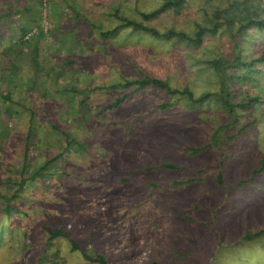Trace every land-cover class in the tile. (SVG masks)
Masks as SVG:
<instances>
[{
    "label": "rangeland",
    "instance_id": "374dc122",
    "mask_svg": "<svg viewBox=\"0 0 264 264\" xmlns=\"http://www.w3.org/2000/svg\"><path fill=\"white\" fill-rule=\"evenodd\" d=\"M34 1L0 0V33L6 29L8 42L19 40L17 22L34 23ZM161 1L114 0L135 20L137 10ZM173 1L142 21L187 34H194L197 24H218L199 40L176 32L158 36L129 25L102 36L100 27L114 20L104 15L98 25L99 17L93 24L81 19L80 34H69L71 49L59 51L53 47L49 17L48 34L37 47L48 79L42 72L28 86L26 57L12 83L0 81L1 90L9 88L20 102L19 121L5 124L0 134V264H36L45 253L44 264L51 259L97 264L81 251L103 257L106 264H264V26L246 20L264 16V0ZM26 6H31L28 11ZM5 45L4 38L0 46ZM223 55L231 57L226 68L238 58L243 62L232 68L223 89L231 97V113L204 61ZM4 63L0 55V67ZM145 75L163 78L174 90L152 82L133 89L132 81ZM39 81L48 89L46 97ZM123 93L126 97L116 105L105 107ZM163 100L169 102L158 105ZM246 119L249 123L233 137H224ZM57 152L58 158L34 172ZM25 156L29 164L23 167ZM160 158L184 166L155 167L143 178L170 181L200 167V180L176 186L177 192L154 186L147 196L128 187L127 177L138 181L129 169L147 159L157 164ZM19 170L32 178L18 186ZM5 203L14 209L7 210ZM44 224L69 237L58 236L45 247ZM69 239L76 248L70 249Z\"/></svg>",
    "mask_w": 264,
    "mask_h": 264
},
{
    "label": "trees",
    "instance_id": "16d2710c",
    "mask_svg": "<svg viewBox=\"0 0 264 264\" xmlns=\"http://www.w3.org/2000/svg\"><path fill=\"white\" fill-rule=\"evenodd\" d=\"M172 0H162L158 5L146 9V10H137V13L139 15V18H137L136 20L133 18H128L126 16H124L123 14L120 13H116L115 11L113 12L114 16H116V18L118 19V25H129L131 26L132 29L134 30H138V29H142V30H146L154 35H158V36H166L168 34H171L173 32H176L179 35H186L188 36V38H190L191 40H199L201 33L203 31L206 30H214L216 25L218 24V21H214L211 24H197L198 30L193 34H187L186 32H182L180 30L176 31V30H159L157 28H155L154 26L144 23L142 20L144 18H147L148 16L154 15L157 12L163 10L164 8L168 7L169 4H173L171 2ZM176 2H180V0H175ZM173 1V2H175ZM35 4L36 0H35ZM7 10L5 11V14H9L11 9H9V6H6ZM37 7V5H36ZM23 10H26V7H23ZM38 18V15H37ZM36 18V19H37ZM36 19H32L34 24L37 22ZM248 23L250 24H255V25H262L264 26V16H259L256 18H247L246 19ZM25 26H23L21 28L22 32L20 34L19 40L16 42H9L4 49L2 50V54L3 55H8L6 56L5 59V63L0 67V81L1 80H5L9 83H12L14 77L16 76V73L22 69L21 65L25 64L24 62H26V57L28 58V62H26L28 64V73H26V78L29 79V83L27 84L28 86H33L36 84L37 82V75H40L42 72H45V77L48 79L49 77V73L47 70H45V66L43 65L44 61L43 59L40 58L39 53L37 52L38 49V45L40 44L38 41H40V38L43 36L42 32L39 31L38 34L36 35H31L27 38H23L24 33L26 32L25 30ZM115 28V27H114ZM113 29H106L104 30L102 33L103 34H108L110 32H112ZM235 45V43H234ZM238 44H236L237 46ZM236 51V49H235ZM234 51V53H235ZM231 53V57H235L236 53ZM234 55V56H232ZM231 57H224L220 56V58L217 57H207L204 59V61L206 62L207 66L211 67L212 70L216 71V76H217V80H218V89H216L217 95L219 96V98L221 99L222 103H224L225 105H230L231 102L228 103V96L227 94L223 93V89H224V85H226V81L225 78L230 77L229 75L232 74L231 70L234 71L232 68H234V66L237 65H242L243 62L242 60H240V58H238V60L234 63H228L227 68L225 67V65L227 64L226 62H228ZM223 61L224 64L222 63ZM231 61V60H230ZM226 63V64H225ZM232 65V66H231ZM238 71V70H237ZM241 74L243 73V70L240 71ZM19 74H21V71H19ZM20 77V76H19ZM135 85L133 89H138L139 87H141L142 85L146 84L147 82H152L154 84L157 85H162L165 86L168 91H172L174 90V87H171L166 80H164L161 77L155 76V75H145V76H141L140 78L134 79L132 81ZM39 83L41 84V87L38 88V90H41V95L42 98L43 96L46 97L48 95L47 93V87L45 85H43V81H39ZM39 84V85H40ZM11 90L9 88H7L5 91H2L0 88V134L2 133L3 129L6 130L4 128L5 124H8L10 127L15 125L17 123V121H19L16 117L19 116V110L17 108V106H19L20 102L19 99L17 98H13L10 95ZM207 91H203L201 92L197 97H200L201 95L205 94ZM127 94L123 93L119 96H116L113 100H111L110 102H107L105 107L109 108L112 107L114 105H116V103H118L120 100H122L124 97H126ZM190 95V94H187ZM169 101L168 100H163L160 101L158 103V105H165L167 104ZM32 113L33 111H30L29 114L27 115V124H26V130H25V135H24V140H23V147L25 148V152L28 149V139L31 138V131H32V126H31V117H32ZM17 120V121H16ZM249 123V120L246 119L243 121L242 125H246ZM7 131H10V129H8ZM70 143V140H66V144ZM65 147V146H64ZM26 155V153H25ZM61 155V152H57L53 155H51L48 158H45L43 160V162L35 169L34 172L40 173L38 170H42L43 167H45L48 163H50L52 160L58 158V156ZM27 157L25 156L23 159V167L27 163ZM157 165H166V166H174L175 163L172 161H158ZM19 181L16 182L19 186V184H21L23 182V180L25 179H30L32 178V176L30 175L31 173H27V174H23V172L21 170H19ZM125 180V179H124ZM123 179H121V181H124ZM0 183H1V179H0ZM17 186V187H18ZM16 189V188H15ZM12 196L15 195V192H13L11 194ZM4 207L8 210V209H14L12 206H10L8 203H5ZM44 230L46 232V236H45V247L49 246L52 243V240L58 236H63L68 238L69 236L60 228L55 227V226H50L48 224H44ZM262 231V229H256L255 231H253L254 233H260ZM70 242V249H74L77 247V243L73 240V239H69ZM55 254V253H53ZM81 255L86 258L89 261H93V262H97V264H106L105 260L103 257L99 256V255H90L84 251H81ZM46 259V253L41 255L40 258H38V263L36 264H44L42 262L43 257ZM63 259V258H62ZM51 264H63L64 260H60L59 262L55 263V261L53 259L50 260Z\"/></svg>",
    "mask_w": 264,
    "mask_h": 264
},
{
    "label": "crops",
    "instance_id": "0c3cea01",
    "mask_svg": "<svg viewBox=\"0 0 264 264\" xmlns=\"http://www.w3.org/2000/svg\"><path fill=\"white\" fill-rule=\"evenodd\" d=\"M104 1L105 0H50L49 17L52 20L51 21L52 24H51L50 29H51L52 42H54V45H53L54 49L59 50V51H61L60 49H62L63 51L64 50L69 51V49H71L70 47H68V45L70 46L69 43L71 42V40L69 39V37H70L69 34H70V32H73V33L75 32L74 34H80L79 31L83 27L81 19L85 20L88 18V20L90 21V24H93L96 21L94 18L99 17L100 18L99 23L98 22L95 23L96 25H98V24H100V21H102V17L104 15H105V18L107 21H111L110 19L113 18L114 20L112 22H109V23L107 22V24L104 25L105 28L100 27L102 36H105V34H103L102 32L106 29L115 30L117 27L119 28V27L127 26V25H118V19L116 18V16H114L113 12L115 11L116 13H120V14H123V13L120 10L121 8H119L115 4L114 0H109L110 2H108L107 5L104 3ZM34 3H35V1H34ZM33 6H34V4H33ZM30 7L31 6H29V7L26 6L25 11H28ZM34 7H36V6H34ZM124 16H126V15H124ZM126 17H128V16H126ZM128 18H131V17H128ZM15 25H16L15 26L16 30H18L15 33H19V30H20V33H19V35H20L22 32L21 28L23 26H20L18 24V22ZM25 27H28V26L26 25ZM0 30H2L1 26H0ZM85 34L88 36V34L86 32H85ZM10 35H13V34L10 33ZM7 36H8V32L6 31V29H4L3 32L0 33V38H1L0 45L2 44L4 38L6 40V45H7V43H9L7 41V39H9V38H7ZM97 36H99L98 33H97ZM96 44H98V45L100 44L98 42V39L96 41ZM2 50L3 49L0 46V55L4 56V58L6 59L7 55H3ZM209 70H211V72L213 71L214 74L216 75V71H214L212 69H209ZM231 79H232L231 77H227V78H225V81H228ZM224 94H227V93L224 92ZM227 96H228V98H231L229 93L227 94ZM242 102L245 103L244 101H242ZM224 108L228 113H231V111L234 109V107H232V103H230V105H225ZM242 124H243V121L239 122L238 125H236V128L227 129L224 132V137H226V138L233 137L234 131H239L241 128L244 127V125H242ZM202 145L203 144L190 145V147L199 148ZM162 160L174 162L175 165L172 167L184 166L182 163H180L178 161H173V160L166 159V158L165 159L160 158V161H162ZM159 166L170 167V166H166V165H157L152 160L147 159L145 161H142L141 165H138V166H135V167H132L131 169H129L128 172H130V173L134 172L135 174H137L138 181L132 182L131 178L127 177L129 180L128 187L132 186L137 190H141V193L144 196H147V195H150L151 190H153L155 188L154 186L163 187V188H166L167 190H173L174 189V192H177V189H175L176 186H178V185L182 186V185H184L183 183H185L189 180L195 179V178L200 180V176L198 175V173H196L197 171H200V167L198 168L197 171H194L192 175H188L187 177H184V178L170 179V181L169 180L164 181L161 178H159L158 176H157V178H152V177H149L148 179L146 177L143 178V173H145L149 169L159 167ZM145 185H148V186H145ZM184 186H188V185H184ZM193 186L195 187L196 184L195 185L193 184ZM180 190L181 189H178V192ZM197 192H198L197 190L194 191V193H197ZM203 192H204V190H203ZM144 199H146V197ZM143 202H147V204H148L149 200H146ZM196 204L197 203H195V205ZM209 206L210 205H208V207ZM165 217H166V215H164L163 217H162V215H160V218H165ZM139 225L142 226L141 223H139ZM136 245L138 247L142 246L139 244H136ZM147 260H145V261H147Z\"/></svg>",
    "mask_w": 264,
    "mask_h": 264
},
{
    "label": "built area",
    "instance_id": "2783aa9c",
    "mask_svg": "<svg viewBox=\"0 0 264 264\" xmlns=\"http://www.w3.org/2000/svg\"><path fill=\"white\" fill-rule=\"evenodd\" d=\"M38 18L36 23L31 24L23 35V38H27L31 35H36L42 32L43 36L48 34L50 21H49V3L50 0H36Z\"/></svg>",
    "mask_w": 264,
    "mask_h": 264
}]
</instances>
